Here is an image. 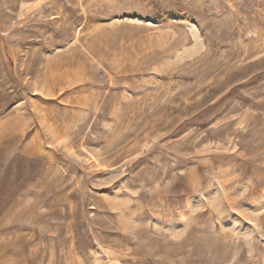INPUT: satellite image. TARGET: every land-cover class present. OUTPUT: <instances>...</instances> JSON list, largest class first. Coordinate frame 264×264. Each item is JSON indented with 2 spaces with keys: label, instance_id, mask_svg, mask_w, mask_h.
Masks as SVG:
<instances>
[{
  "label": "rangeland",
  "instance_id": "rangeland-1",
  "mask_svg": "<svg viewBox=\"0 0 264 264\" xmlns=\"http://www.w3.org/2000/svg\"><path fill=\"white\" fill-rule=\"evenodd\" d=\"M0 264H264V0H0Z\"/></svg>",
  "mask_w": 264,
  "mask_h": 264
}]
</instances>
